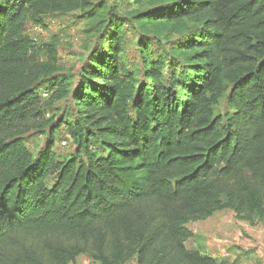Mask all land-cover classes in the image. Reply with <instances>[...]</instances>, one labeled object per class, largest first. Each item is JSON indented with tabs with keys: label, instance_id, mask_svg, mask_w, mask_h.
<instances>
[{
	"label": "trees",
	"instance_id": "trees-1",
	"mask_svg": "<svg viewBox=\"0 0 264 264\" xmlns=\"http://www.w3.org/2000/svg\"><path fill=\"white\" fill-rule=\"evenodd\" d=\"M88 6L0 0V264H77L81 254L96 264H225L187 246L188 223L225 209L264 219V0H170L139 14L202 23L182 45L198 62L185 80L148 57L138 78L122 58L121 22L110 21L71 89L56 43L38 44L28 26ZM229 87L234 111L216 115ZM69 95L76 120L46 116ZM63 125L76 150L62 160ZM47 129L34 155L27 136Z\"/></svg>",
	"mask_w": 264,
	"mask_h": 264
},
{
	"label": "rangeland",
	"instance_id": "rangeland-1",
	"mask_svg": "<svg viewBox=\"0 0 264 264\" xmlns=\"http://www.w3.org/2000/svg\"><path fill=\"white\" fill-rule=\"evenodd\" d=\"M89 6L82 10H77L68 14H55L47 16L43 20V25L30 23L28 26L29 35L38 43L54 42L58 48L57 74L59 77L68 78L69 88L73 89L82 73V67L91 55L96 43H105L103 38L110 29L107 25L115 19L121 22V34L123 35L122 58L125 64L136 72L138 78L142 79L141 69L143 59L149 60L163 58L166 61V76L169 70L176 72V78L185 80L193 76L198 65L195 60L194 49H184L183 44L191 41L202 28L201 22L185 18L181 21L152 20L145 21L139 19V14L151 12L170 0H142L133 2L131 0H88ZM101 4V6H100ZM97 5L100 6L96 7ZM145 45L150 49L144 53ZM53 89L45 85L40 89L44 96L51 95ZM230 87L219 99L215 106L216 115L224 116L234 111L233 105L229 101ZM47 117L74 121L78 118L76 105L73 103L72 95L55 102L45 109ZM55 121V122H56ZM48 136V129L45 131L32 132L26 139V145L30 151L37 155L44 148ZM75 144L68 134L65 125L59 127L55 136L54 151L58 157L68 159L75 152ZM51 182L54 177L50 178ZM260 222V221H259ZM250 222L244 218H237L236 213L231 209L216 211L211 217L205 220H198L188 223V227L194 232V238L187 242L188 247H197L202 253L213 251L215 246L234 240V246L230 250L238 249L245 254L243 258L248 260L247 264H264V242L258 239L259 245L256 249L247 251L244 243L245 238L258 237L250 226ZM255 225V224H251ZM243 235V236H241ZM223 237L222 239H220ZM241 237V240L240 238ZM216 238L220 239L217 240ZM231 243V242H230ZM240 243L241 246L236 245ZM218 244V245H217ZM252 245V244H249ZM223 247V246H222ZM257 250H259L257 252ZM218 251L219 248H218ZM244 252V253H243ZM262 253V256L261 254ZM239 253V254H240ZM241 255V254H240ZM225 263V262H223ZM77 264H96L88 254H81L77 258ZM126 264H136L135 259ZM227 264V263H225Z\"/></svg>",
	"mask_w": 264,
	"mask_h": 264
},
{
	"label": "crops",
	"instance_id": "crops-1",
	"mask_svg": "<svg viewBox=\"0 0 264 264\" xmlns=\"http://www.w3.org/2000/svg\"><path fill=\"white\" fill-rule=\"evenodd\" d=\"M248 227L251 228L254 232H257L258 237L255 238V240L251 239L253 236H251V238H250V236L245 238L244 243H246L247 246L244 249L247 251L250 250L249 248L256 249V247L259 245L258 239H261V241L264 242V219L260 222H257L255 225L250 224V226L248 225ZM241 236H243V235H241ZM222 238L223 237H221L220 239H222ZM239 238L241 240V237H239ZM216 239L220 241V239H218V238H216ZM234 242H235L234 240H231V241H228L227 243H224V244H220V245L217 244L219 246L218 248L220 251H218L217 246H215V249H213V251H211V252L210 251L207 252V254L214 257L218 263H222V262H225L227 264H247V263H249L248 260H245V258H243V255H245V254L240 253L238 249L230 250V248L232 246H234L232 244ZM249 244H252V245H249ZM236 245L241 246L240 243H236ZM192 248L198 249L197 247H192ZM258 251L259 250H257V252ZM259 254H261V256H262V253L259 252ZM262 259L264 260L263 256H262Z\"/></svg>",
	"mask_w": 264,
	"mask_h": 264
}]
</instances>
